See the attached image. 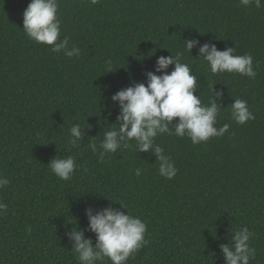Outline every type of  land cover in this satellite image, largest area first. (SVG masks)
Masks as SVG:
<instances>
[{
	"label": "trees",
	"instance_id": "1",
	"mask_svg": "<svg viewBox=\"0 0 264 264\" xmlns=\"http://www.w3.org/2000/svg\"><path fill=\"white\" fill-rule=\"evenodd\" d=\"M29 2L0 0V175L10 181L0 188L8 205L0 215V264H79L66 232L85 228L87 207L119 202L147 225L148 243L126 264H225L219 245H231L243 226L254 233L249 264H264V5L58 0L61 37L80 48L70 58L27 37L22 13ZM185 38L250 53L256 78L212 74L196 47L185 50ZM177 52L198 77L194 94L202 103L214 83L223 92L215 126L228 124V131L196 145L187 136L158 135L154 142L178 169L170 180L159 176L151 150L138 152L134 140L100 161L88 144L95 140L99 151L104 132L118 128L111 95L146 83L144 73L155 70L157 57ZM235 98L247 101L254 120L232 119ZM74 123L87 125L77 147L69 144ZM68 155L77 168L66 181L48 163ZM85 235L95 243L93 233Z\"/></svg>",
	"mask_w": 264,
	"mask_h": 264
},
{
	"label": "clouds",
	"instance_id": "2",
	"mask_svg": "<svg viewBox=\"0 0 264 264\" xmlns=\"http://www.w3.org/2000/svg\"><path fill=\"white\" fill-rule=\"evenodd\" d=\"M90 2L96 4L99 0ZM239 4L244 7L255 4L256 8H260L264 0H239ZM58 7V0H30L22 13V28L29 39L37 44L51 46L52 52H63L70 58L79 57L80 48L76 45L69 47V37H61L62 21L58 16ZM184 42L185 50L189 53L194 47L198 49L196 56L207 62L212 74L236 73L251 79L257 76L250 53L237 54L234 46L218 50L214 43H201L196 38H185ZM181 57V52L157 57L155 70L144 73L146 83L134 82L111 95V101L119 108L116 116L118 128L113 127L104 132L99 151L95 140L88 144L94 153L98 152L100 161L104 160L107 153L130 148L128 142L134 140L138 152L149 153L151 150L158 165L159 176L170 180L176 176L178 169L171 156L165 154L164 148L154 142L158 135L167 133L178 137L187 136L196 145L212 137L223 136L228 131V124L219 128L215 126L222 108L219 101L223 98V92L214 90V83L211 88L212 97L207 104L202 103L199 95L194 94L198 77L189 64L181 62ZM107 63L111 66V61ZM170 65L174 67L168 71ZM231 116L241 125L255 119L247 101L240 98L233 99ZM86 126L82 128L79 123H74L70 127L71 146L77 147L78 142L84 140ZM48 166L55 176L67 181L77 168L76 158L72 155L63 158L54 156ZM84 171L87 172V169L84 168ZM134 171L136 176H140L142 169L136 168ZM9 183L7 177L0 175V188ZM119 204L121 207H113L111 204L101 208L87 207L85 228L78 230L72 227L66 232L79 264H103L106 258L111 264H126L129 257L148 243L145 239L146 223L131 214L122 202ZM7 210L8 205L0 200V215ZM85 232L95 235V243ZM253 235L248 227L243 226L232 235L231 245H219L225 264H249L250 260L255 259L256 249L250 247L249 243Z\"/></svg>",
	"mask_w": 264,
	"mask_h": 264
}]
</instances>
